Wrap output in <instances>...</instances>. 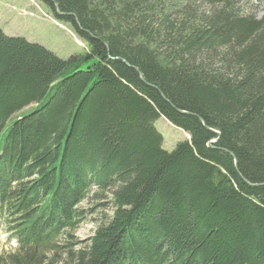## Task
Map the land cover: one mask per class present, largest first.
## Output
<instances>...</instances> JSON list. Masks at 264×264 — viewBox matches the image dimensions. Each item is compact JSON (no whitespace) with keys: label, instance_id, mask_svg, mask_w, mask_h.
I'll return each instance as SVG.
<instances>
[{"label":"trees","instance_id":"trees-1","mask_svg":"<svg viewBox=\"0 0 264 264\" xmlns=\"http://www.w3.org/2000/svg\"><path fill=\"white\" fill-rule=\"evenodd\" d=\"M40 1L88 53L0 28V264H264V15ZM160 118L190 139L166 152ZM85 201L112 213L81 241Z\"/></svg>","mask_w":264,"mask_h":264},{"label":"rangeland","instance_id":"rangeland-1","mask_svg":"<svg viewBox=\"0 0 264 264\" xmlns=\"http://www.w3.org/2000/svg\"><path fill=\"white\" fill-rule=\"evenodd\" d=\"M182 2V3H181ZM240 13L260 19L264 15V0H234ZM179 3L184 5V0ZM0 28L5 35L24 38L29 43L38 44L61 59L70 56L85 57L87 45L79 40L69 23L55 19L51 9L40 0H0ZM92 63V61H88ZM28 107L24 114H27ZM154 127L163 137L162 148L171 152L179 142L189 140V136L164 118L158 119ZM102 203V202H101ZM96 201H85L80 207L87 211L85 221L75 230V236L83 241L90 237L94 228L111 216L112 209L100 208ZM7 235L0 233V254L9 251Z\"/></svg>","mask_w":264,"mask_h":264},{"label":"water","instance_id":"water-1","mask_svg":"<svg viewBox=\"0 0 264 264\" xmlns=\"http://www.w3.org/2000/svg\"><path fill=\"white\" fill-rule=\"evenodd\" d=\"M55 9H56V12L59 14V15H66V16H73V15H70V14H62L59 12V9L57 7V5H55ZM212 143H215V141H213ZM232 155V154H231ZM233 156V155H232Z\"/></svg>","mask_w":264,"mask_h":264}]
</instances>
